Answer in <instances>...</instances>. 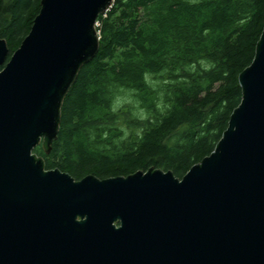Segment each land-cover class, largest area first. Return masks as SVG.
Instances as JSON below:
<instances>
[{
    "label": "water",
    "instance_id": "obj_1",
    "mask_svg": "<svg viewBox=\"0 0 264 264\" xmlns=\"http://www.w3.org/2000/svg\"><path fill=\"white\" fill-rule=\"evenodd\" d=\"M114 1L42 0L10 59L0 39V264H264V31L227 131L182 179L76 181L34 154L57 139Z\"/></svg>",
    "mask_w": 264,
    "mask_h": 264
},
{
    "label": "trees",
    "instance_id": "obj_2",
    "mask_svg": "<svg viewBox=\"0 0 264 264\" xmlns=\"http://www.w3.org/2000/svg\"><path fill=\"white\" fill-rule=\"evenodd\" d=\"M41 1L0 0L9 59ZM97 24L100 50L65 98L58 137L34 154L76 181L151 168L182 179L215 151L241 104L264 0H115Z\"/></svg>",
    "mask_w": 264,
    "mask_h": 264
},
{
    "label": "rangeland",
    "instance_id": "obj_3",
    "mask_svg": "<svg viewBox=\"0 0 264 264\" xmlns=\"http://www.w3.org/2000/svg\"><path fill=\"white\" fill-rule=\"evenodd\" d=\"M97 26H98V25H97ZM119 100H120L119 102H120L121 104H123V103L127 102V101H126V100H124L123 98H122V99H119Z\"/></svg>",
    "mask_w": 264,
    "mask_h": 264
}]
</instances>
